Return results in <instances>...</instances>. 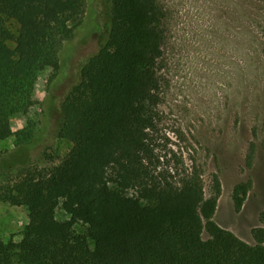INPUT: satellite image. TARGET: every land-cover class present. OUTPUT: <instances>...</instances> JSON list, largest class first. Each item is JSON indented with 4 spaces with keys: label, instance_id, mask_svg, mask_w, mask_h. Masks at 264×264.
Masks as SVG:
<instances>
[{
    "label": "trees",
    "instance_id": "obj_1",
    "mask_svg": "<svg viewBox=\"0 0 264 264\" xmlns=\"http://www.w3.org/2000/svg\"><path fill=\"white\" fill-rule=\"evenodd\" d=\"M109 3L100 48L60 105L58 135L71 151L48 171L23 166L0 192L29 215L20 241L0 243V264H264V227L252 230L251 244L215 221L217 175L207 196L196 166L179 182L157 170L159 0ZM84 13V0H0V142L32 140L31 127L14 131L12 121L34 106L40 76L59 70ZM252 186L234 187L237 212ZM59 208L70 218L59 220Z\"/></svg>",
    "mask_w": 264,
    "mask_h": 264
},
{
    "label": "rangeland",
    "instance_id": "obj_2",
    "mask_svg": "<svg viewBox=\"0 0 264 264\" xmlns=\"http://www.w3.org/2000/svg\"><path fill=\"white\" fill-rule=\"evenodd\" d=\"M84 1L82 23L59 52V70L40 76L34 106L12 121L14 131L31 127L32 140L0 142V192L18 179L23 166L48 171L72 149L58 135L60 105L98 52L109 20V0ZM159 3L165 39L152 137L157 170L179 182L196 166L207 196L217 175L222 194L215 221L254 244L252 230L264 227V0ZM250 180L252 189L237 212L233 189ZM57 218L70 217L59 208ZM28 223L26 207L0 200V243L20 241ZM75 229L86 231L82 224Z\"/></svg>",
    "mask_w": 264,
    "mask_h": 264
}]
</instances>
